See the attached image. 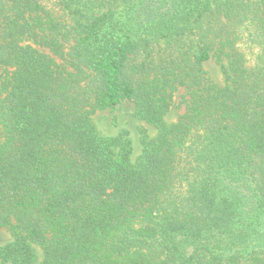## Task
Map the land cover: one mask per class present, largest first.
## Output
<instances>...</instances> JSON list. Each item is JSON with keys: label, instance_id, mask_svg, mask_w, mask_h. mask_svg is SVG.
Listing matches in <instances>:
<instances>
[{"label": "trees", "instance_id": "16d2710c", "mask_svg": "<svg viewBox=\"0 0 264 264\" xmlns=\"http://www.w3.org/2000/svg\"><path fill=\"white\" fill-rule=\"evenodd\" d=\"M0 229V264H264V0H0Z\"/></svg>", "mask_w": 264, "mask_h": 264}, {"label": "rangeland", "instance_id": "374dc122", "mask_svg": "<svg viewBox=\"0 0 264 264\" xmlns=\"http://www.w3.org/2000/svg\"><path fill=\"white\" fill-rule=\"evenodd\" d=\"M224 63H217L210 60L204 65V69L212 82L223 85L225 76L222 71ZM183 90H178L172 100V105L164 116L166 125L175 123L178 117L183 113V108H179L180 96ZM135 106L130 102H123L111 110H105L95 113L93 122L95 126L107 136H116L126 134L132 143L133 155L136 159L142 154L141 138L148 136L153 138L157 135L158 130L155 127L139 120L134 116ZM15 239L14 233L8 229H0V263L3 262L2 250L10 245ZM35 253H40L39 248H35ZM8 264V263H4Z\"/></svg>", "mask_w": 264, "mask_h": 264}, {"label": "clouds", "instance_id": "9594fccd", "mask_svg": "<svg viewBox=\"0 0 264 264\" xmlns=\"http://www.w3.org/2000/svg\"><path fill=\"white\" fill-rule=\"evenodd\" d=\"M237 47H239V45H237Z\"/></svg>", "mask_w": 264, "mask_h": 264}]
</instances>
